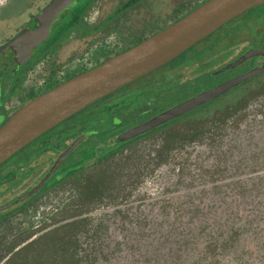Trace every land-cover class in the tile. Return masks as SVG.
Instances as JSON below:
<instances>
[{"label":"rangeland","instance_id":"rangeland-1","mask_svg":"<svg viewBox=\"0 0 264 264\" xmlns=\"http://www.w3.org/2000/svg\"><path fill=\"white\" fill-rule=\"evenodd\" d=\"M50 2L0 0V46ZM196 3L197 0H81V5L64 23L94 25L100 23V18L105 26H119L112 33L150 35L161 19L168 16L170 23L174 10L186 5L196 7ZM123 9L132 12H118ZM263 14L264 6L245 13L238 18L239 34L227 35V31H222L175 60L173 65L144 77L140 83L150 86L127 96L129 102L123 108L131 105L148 115L130 114L129 119L160 114L212 87L211 73L236 62L244 51L238 47L247 40L244 21L261 18ZM212 46L214 52H210ZM217 52L223 54L212 59V54ZM191 61L195 64L187 84L181 80L159 83L172 66ZM246 69L244 66L229 71L217 81L232 79ZM252 88L259 89L261 94H253ZM238 93L251 100L247 107L242 104L235 108V116L221 127L163 159L157 153L159 146L148 136L124 148L112 144L122 129H105L97 139L84 143L37 195L0 213V264H74L78 259H73L71 254H79L80 264H200L197 257L202 251L207 252L205 264H240L220 258L232 251H239L241 256L246 254L247 264H264L262 241L251 240V245L247 241L241 247L228 249L214 246L205 249L200 245L203 239L209 240V231H203L208 223L244 225L264 218L261 212L264 197L258 194L263 192L264 185V84H244L226 100ZM221 102L203 107H220ZM197 111L192 114L197 115ZM98 125L99 122L88 119L85 123L90 130L98 129ZM113 154L115 158L108 174L116 180L119 190L102 207L87 210L76 201V190L70 182L99 159ZM45 176L46 172H40L21 190L7 193L1 204H12L28 195ZM76 219H84L83 224L66 228L57 236L27 248ZM74 235L78 237L76 242Z\"/></svg>","mask_w":264,"mask_h":264},{"label":"flooded vegetation","instance_id":"flooded-vegetation-1","mask_svg":"<svg viewBox=\"0 0 264 264\" xmlns=\"http://www.w3.org/2000/svg\"><path fill=\"white\" fill-rule=\"evenodd\" d=\"M52 1L53 0H51V2ZM209 1L210 0H206L204 3L200 4L199 0H197L196 7H188L189 5H186L181 9L179 8L176 11L174 10L172 12L173 18L171 22H167L168 16L164 17L161 19L159 24H155L154 31L150 35L145 33H143V35H134L128 34L129 32L126 31L120 34L112 33L111 30L114 28H119V26L116 24L105 26L103 20H100V18V23L98 22V24L68 26L64 22L71 17L73 12L76 11L81 4L79 3L70 10L65 11L61 15L60 19L54 23L51 29L50 37L37 49L31 51V47L25 42L20 43L18 47H12L8 49L6 55L0 56V130L19 111H21L27 104L31 103L35 99L55 90L72 79H75L91 70L98 68L109 60L128 52L137 45L157 35L164 29L176 24L181 19L193 13ZM48 5H46L42 10L38 11L33 19L28 22V24L24 26L23 29L18 31L15 36L5 41V43L0 46V52L10 43H12L24 30L30 29L31 31H34L37 25L31 26L32 21L42 14ZM183 10L185 13H182ZM118 12H124L126 14L132 12V10L123 9L118 10ZM262 21H264V14L261 18L253 17L244 21L245 31L247 32V40L241 42L238 46L244 51L237 61L251 50L264 52V22ZM239 24L241 23L237 18L217 31L214 35H218V33L222 31H227V35L239 34ZM206 40H208V38ZM222 40H224V37H222ZM199 44L196 46H199ZM214 49L215 46H212L210 52H214ZM221 54L223 53H213L212 59L218 58ZM175 62L176 61H173V63L170 64L173 65ZM195 62H197V60ZM195 62H185L183 64H177L175 67L172 66L173 68L170 70L168 76L165 79L160 80L159 83L162 84L167 80H172V83L181 80L182 84H187L191 79L190 71L193 69V64H195ZM244 66H247V69L243 73L225 81L217 80L220 77L226 75V73L229 71L220 75H216V73L225 68L211 73L213 78L209 80V82H213L214 85L201 92L204 93L206 91L213 90L230 81L238 79L239 77L244 76L253 70L263 68L264 56L262 55L251 58L238 68ZM142 80L144 79L142 78L137 82L140 83ZM251 83H253V85L256 83L263 85L264 74H261L244 84ZM149 84L150 83L137 84L135 82V84L133 83L122 89H127L126 91L122 92V94H118V92L120 93L122 90L114 93L113 95L82 111L49 133L45 134L23 151L15 155L9 161L1 165L0 210L10 205L11 207L8 210L16 206V202L18 200L12 204H1L7 193H14L21 190L30 179L37 177L40 172H46L47 176L48 173L53 169L58 159L63 156L75 143H79V145L56 172L61 170L66 162L75 153H77V150H79V148L84 143L91 139H97L99 134L105 129H113V131L116 129H122L123 131L114 137L115 142L113 141L112 144L116 143L124 146L167 126L168 124L123 144L118 142V138L121 135L151 121L160 114L168 111H163L160 114L148 118H145V116L136 118L134 116V121L129 119L130 114L136 115L141 112L131 108V105L128 106L127 109L123 108L124 106H127V103L129 102L126 100L127 96L134 95L135 93H141L144 89H146V86H150ZM244 84L237 88H241ZM258 90L259 89L255 88L251 89L253 94H261V91ZM232 91L211 103L215 104L217 102L223 101ZM143 98L144 95L142 96V99ZM193 112L185 115L182 118L191 115ZM141 114L148 115L146 112L145 114L144 112ZM87 119L96 121V124L99 122L98 129H86L85 123H87ZM2 212L5 211H1L0 213Z\"/></svg>","mask_w":264,"mask_h":264},{"label":"water","instance_id":"water-1","mask_svg":"<svg viewBox=\"0 0 264 264\" xmlns=\"http://www.w3.org/2000/svg\"><path fill=\"white\" fill-rule=\"evenodd\" d=\"M80 1L53 0L31 23V26L37 25L36 29L24 30L0 52V56L6 55L8 49L18 47L20 43L25 42L29 44L31 51L37 49L50 37L54 23L61 15ZM262 6L264 0H210L176 24L128 52L35 99L0 130V166L72 117L172 63L233 20ZM262 55L264 56V52L251 50L216 75L235 70L251 58ZM261 74H264V67L206 91L121 135L118 142L123 144L132 141L180 119ZM78 145L79 143H75L61 156L41 183L28 195L20 198L16 205L37 195ZM10 207L11 205L1 209L0 212Z\"/></svg>","mask_w":264,"mask_h":264},{"label":"trees","instance_id":"trees-1","mask_svg":"<svg viewBox=\"0 0 264 264\" xmlns=\"http://www.w3.org/2000/svg\"><path fill=\"white\" fill-rule=\"evenodd\" d=\"M250 102L251 100L248 101L244 94L238 93L233 99H224L221 102L222 104L220 107H205L198 110L196 112L198 113L197 115L191 114L185 118L174 121L167 126L148 134L147 136L150 140L157 143L159 146L157 153L159 158L163 159L165 155L168 157L171 153L177 150H182L189 145L199 142L203 137H205V135L215 129H218L224 123L233 118L235 116L233 112L235 111V108H238L242 104H244L242 107H247ZM132 143H135V141ZM119 145L122 146L121 144ZM125 146L126 145L121 148H124ZM114 154L116 153L114 152ZM114 154L99 159L89 169L83 171L84 173L76 180L70 182V186H73L76 190V201L85 209L93 210L97 209V207H102L105 204V201L112 196L116 190H119L116 180L108 174V172H111L108 167L111 165V162L114 161ZM140 178L141 174L137 172V179ZM262 188L263 192L258 194H261L263 198L264 185ZM261 212L264 217V208H262ZM82 221H84V219H76L59 228H56L49 232L48 235L34 241L27 248L36 246L52 236H57L66 228H77L83 224ZM203 231H209V235L207 236L209 240L203 239L200 243V245H203L205 249H210L212 246H214L215 249L234 248L235 245L241 247V245H244L247 241L251 240L264 242V218L261 222L254 221V223H247L244 225L234 222L223 224L215 221L212 224H206ZM74 240L75 242L76 240L78 241L77 235H74ZM59 241L63 242L61 238ZM253 241L247 245H251ZM164 243L166 242H163L162 244ZM60 245L61 244H57L56 247H60ZM205 255H207V252L204 251H202L200 255L198 254L197 259L200 264H205L204 262H207ZM245 255L241 256L239 251H232L230 254L228 253L220 256V258H229L231 261H237L240 264H247L245 262ZM71 257L73 259H78L74 264H80L79 254H71Z\"/></svg>","mask_w":264,"mask_h":264}]
</instances>
